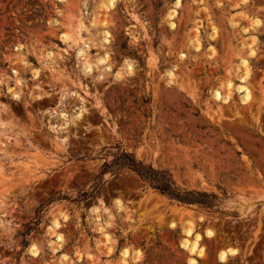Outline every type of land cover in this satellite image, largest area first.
I'll list each match as a JSON object with an SVG mask.
<instances>
[{
  "label": "rangeland",
  "instance_id": "obj_1",
  "mask_svg": "<svg viewBox=\"0 0 264 264\" xmlns=\"http://www.w3.org/2000/svg\"><path fill=\"white\" fill-rule=\"evenodd\" d=\"M177 1L0 0V264H120L124 248L142 252L131 264H190L189 227L197 264H264V0H180L172 29ZM229 82L227 102L214 96ZM117 145L215 206L170 200L130 170L79 201ZM227 248L239 254L222 263Z\"/></svg>",
  "mask_w": 264,
  "mask_h": 264
},
{
  "label": "trees",
  "instance_id": "obj_2",
  "mask_svg": "<svg viewBox=\"0 0 264 264\" xmlns=\"http://www.w3.org/2000/svg\"><path fill=\"white\" fill-rule=\"evenodd\" d=\"M103 152H105V156H110L112 159L104 162L101 166L99 175L93 182L91 190L81 193L78 197L79 201H86L92 198L103 186L105 175H117L121 171L130 170L151 189L170 200L176 201L182 205H198L207 209H211L215 206L217 200L216 195L180 189L169 171L155 169L152 165L139 160L134 153L128 152L121 145L106 147ZM55 200L56 199H52L50 203ZM40 219L41 216L38 217L36 225L39 224ZM30 232L29 230L23 235V244L25 247L28 245V241L25 237H27Z\"/></svg>",
  "mask_w": 264,
  "mask_h": 264
},
{
  "label": "bare ground",
  "instance_id": "obj_3",
  "mask_svg": "<svg viewBox=\"0 0 264 264\" xmlns=\"http://www.w3.org/2000/svg\"><path fill=\"white\" fill-rule=\"evenodd\" d=\"M115 2H116V0H100L99 5H100V8L103 9V10H110L112 7H114ZM180 7H181V2H180V0H178L176 2V4H175V7L173 9L169 10V12L167 14V17L170 20V27L172 29L175 27V23H174V21L172 22V20L178 15V10L177 9L180 8ZM100 18H101V16H100ZM97 19H98V17H97ZM92 24H96V20L95 19L93 20ZM235 24L236 23H234V21H233L232 25L235 26ZM253 24L255 26H260L261 22L258 19H255V20H253ZM103 25H104V30L102 31V34L104 35V37L105 36H106V38L111 37L112 34L107 29L106 24L104 23ZM212 31H213L212 35L216 36L217 35V29L214 27ZM214 37H213V39H214ZM62 38L65 39L66 43H72L73 46H76L80 42L83 41L82 40V36H80V34H78L77 38H74L70 34H63ZM196 42L198 43V41H196ZM244 46H245V44H244ZM197 48H200V44L199 43L197 44ZM21 49H22V47H20V50ZM210 51L213 52V53H216V49L214 48V46H212V45L210 46ZM82 53H83V51H80L79 54H82ZM103 60H105V59H98V61H103ZM27 63H26V65H27ZM240 65L245 67L244 68V70H245L244 72L245 73L243 74V77H242V82L244 84L239 85L238 86V90L242 94L241 101L243 103H248L252 99V92H251V90H250V88H249V86L247 84V80H248V77H249V74H250V70L247 67V61L245 59H243V58L241 59ZM15 74H17V71L15 72ZM32 74H33L34 79H38L39 76H40L39 75V70H33ZM22 82H23L22 78L17 77V86H22ZM231 86H232V84L229 82L228 87H227V88H229V92L228 93L226 92L224 94L220 90H216L215 93H214L215 94L214 96H216L217 98H222L224 101L227 102L229 100V98H230V87ZM12 91H13V89H12ZM54 225L58 226L57 220H54ZM101 234H102V236H101L100 244H103V245L108 244L111 241V239H113L110 234H108V233H106L104 231H102ZM184 234H185V237L182 239V242H181L182 243V247L184 249H186L188 251V253L190 254V257L188 259L189 263L190 264H197V261H196L195 257H199V258L206 257V250H205L204 246H202V243H201L202 240H203V237H202V235L200 233H194L193 229L191 227L185 228L184 229ZM205 235L207 237H213L214 236L213 232L210 231V230H207ZM191 236L193 237L192 239H190ZM58 239H59L58 241H62L63 240L61 236H59ZM113 250H114V248L113 249L110 248L111 252ZM37 251H38V249H37V247L35 245H31L29 247V252L31 254L35 255V256L38 253ZM238 254H239V251L236 248H227V249H221L219 251V253H218V257H219V259H220V261L222 263H225L228 260L229 256H236ZM131 255H132V258H133L134 262L136 263V262L140 261V259L142 257V252L140 250H136L133 254H131L128 248H124L121 251L120 264H131L130 261H129V257ZM62 257H63V259L66 258L65 255L62 256Z\"/></svg>",
  "mask_w": 264,
  "mask_h": 264
}]
</instances>
